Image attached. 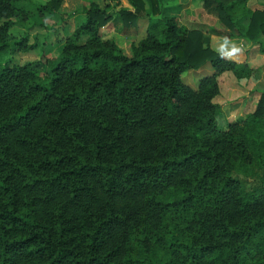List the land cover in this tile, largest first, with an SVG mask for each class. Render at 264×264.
<instances>
[{"label": "trees", "instance_id": "1", "mask_svg": "<svg viewBox=\"0 0 264 264\" xmlns=\"http://www.w3.org/2000/svg\"><path fill=\"white\" fill-rule=\"evenodd\" d=\"M81 1L84 21L46 36L38 61H0V264H264V90L226 130L212 102L219 76L253 69L163 0ZM61 2L32 6L56 15ZM199 2L264 55V5ZM28 3L0 0V55L39 47L9 33ZM115 18L144 26L129 56L101 39ZM206 64L211 76L184 82Z\"/></svg>", "mask_w": 264, "mask_h": 264}, {"label": "rangeland", "instance_id": "2", "mask_svg": "<svg viewBox=\"0 0 264 264\" xmlns=\"http://www.w3.org/2000/svg\"><path fill=\"white\" fill-rule=\"evenodd\" d=\"M30 3L26 4V17L23 22V25L16 24L11 30H9V33L12 35L14 39H20L22 36H27V47H30L32 45L38 44L39 47L35 49H23V50H17L14 49V46H10L6 52H3L0 55V61H7L9 60L10 64L22 66L29 62H35L39 60L40 50H41V44L44 40V38L48 35H51V40H55V37L53 36V33L55 30H58L59 37H65L72 34V32L84 21V10L88 7L87 3H84L81 0H62L60 9L56 15H49V14H41L39 11L36 10L35 7L32 5L34 4H45L48 0H29ZM94 3L98 4L100 7H103L105 5L104 0H92ZM194 8H202L200 6V2L196 0L193 1ZM163 7L165 8L164 14L166 16H173L175 17L178 25H184L187 28L191 27V23L189 19V15H179V11L172 6H167L168 1L163 0ZM252 4V3H251ZM172 5V4H171ZM253 5V4H252ZM257 5L254 4V8H256ZM251 9V8H250ZM213 17V16H212ZM212 27H216L217 30L220 29L221 32H219L218 35H216L218 38H224V36L221 34L222 31L225 29L221 26V24L217 21L215 17H213ZM206 25V24H205ZM212 28V29H213ZM102 31V33H101ZM100 31L101 39L103 41L106 40H113L116 42V45L123 51V53L127 56L130 55V47L131 44L138 42L142 36L144 31V26L139 22L137 26L134 27H125L123 26L122 22L115 18L112 22H110L108 25H106L104 28H102ZM210 35H213V32L211 31L209 33ZM63 45H57L53 50L58 52L62 49ZM206 66L201 67L198 70L190 71L182 75V78L186 84L189 86L195 88L201 79L199 76H201L202 72L203 75H210L212 73L211 69L208 70L205 68ZM207 69V70H206ZM200 73V74H198ZM225 78H221L219 85L223 89V94H226L231 99L232 97H235L236 95L240 94V92L236 93V87L232 86V82L235 77L232 73L227 72L225 75H223ZM236 80V79H235ZM218 82V79H217ZM218 100L220 104H223L224 102H228L230 100L226 99V95H223ZM257 96V94H256ZM249 109V108H247ZM218 127L221 128V124L223 123V120L221 117L218 119Z\"/></svg>", "mask_w": 264, "mask_h": 264}, {"label": "crops", "instance_id": "3", "mask_svg": "<svg viewBox=\"0 0 264 264\" xmlns=\"http://www.w3.org/2000/svg\"><path fill=\"white\" fill-rule=\"evenodd\" d=\"M167 1H168L167 6L175 7L179 11L180 16L182 14L189 15L190 21L188 22L191 23V27L190 28L186 27V28L188 30L198 29L203 31V33L209 37L210 40L209 44L211 48L215 52H217L216 49L222 43V38H218L216 36L218 34H213V35L209 34L211 32V28H213L211 22L213 20V17L211 15H208L202 8H194L193 1L195 2L196 0H167ZM254 4L257 5L256 8H254ZM263 5H264V0H249L248 2V7L251 8V10L261 9ZM181 26L185 27L184 25ZM214 29L217 30L216 27H214ZM218 32H221V30L218 29ZM229 39L235 41L242 48V51L238 55L230 59L228 58L225 59L233 61L237 64H246L253 69V72L251 76L247 79L237 80L235 78L236 80L235 79L232 80V82L233 81L235 82L232 83V86L236 87L237 90L236 93L240 92V94L236 95L235 97H232L231 99L229 98L228 95L223 94V89L219 85L221 78H225L223 76L225 75V73H223L221 76L218 77V85L220 92L219 95L216 98H214L212 102L219 106V111L216 115V119L217 117L218 119L221 117V119L223 120V123L221 124L222 127L221 128L218 127L220 130H226L229 124L244 121L247 115L251 113L255 108L257 102L256 93L264 90V55L260 53L258 46L251 45L250 43L241 39H234V38L232 39L229 38ZM258 40L263 42L264 44V37H260ZM205 66H206L205 68H207L208 70L211 69L209 64H206ZM203 73L204 72H202L201 74L203 75ZM211 74L205 76L201 75L199 77L204 78L211 76ZM222 94L226 95V99L230 101L220 104L218 100L222 97Z\"/></svg>", "mask_w": 264, "mask_h": 264}, {"label": "clouds", "instance_id": "4", "mask_svg": "<svg viewBox=\"0 0 264 264\" xmlns=\"http://www.w3.org/2000/svg\"><path fill=\"white\" fill-rule=\"evenodd\" d=\"M221 58H232L238 55L242 48L235 42L227 37L222 38V43L216 49Z\"/></svg>", "mask_w": 264, "mask_h": 264}]
</instances>
